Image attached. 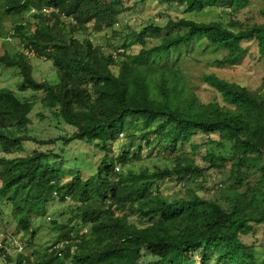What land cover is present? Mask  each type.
<instances>
[{
  "label": "trees",
  "instance_id": "1",
  "mask_svg": "<svg viewBox=\"0 0 264 264\" xmlns=\"http://www.w3.org/2000/svg\"><path fill=\"white\" fill-rule=\"evenodd\" d=\"M159 1L183 5L187 12L218 6L233 17L248 2ZM119 2L0 0L3 17L16 19L17 15H33L36 33L25 23H18L14 34L24 42V48L33 50L35 56L38 49L51 61L56 79L54 82L36 80L24 52L0 53V65L20 70L24 85L19 91L28 89L40 94L41 106L49 111L55 129L61 123L73 128L47 140L26 132L9 134L8 121L18 129L31 123L27 117L30 103L20 99L16 91L1 88L0 149L8 154L21 150L26 141L39 146L59 141L66 145L74 141H97L107 148L108 141L116 133L125 131L127 124L135 125L141 138L146 140L149 134L171 125L174 135L183 142L173 155V163L153 171L129 169L123 173L115 170V164L125 163L126 154L115 162L104 156L96 173L89 178L74 175L60 182L63 173L49 163L45 151L11 160L1 157L0 197L10 201L15 218L23 217L27 222L31 216L45 214L47 197L60 202L71 200L77 224L52 221L59 230L52 244L67 240L68 245L62 249L65 253L62 256L57 257L55 250H51L49 264H67V260L71 264H209L212 254L219 263L264 264V259L257 261L255 246L242 240L255 227L264 225V78L257 88L250 89L215 73H202L198 81L221 97L219 100L215 95L205 102L188 83L192 77L184 75L170 60L172 53L198 40L225 51L214 60L219 66L236 65L247 53L245 42L255 43L264 59V22L244 27L235 18L228 25L181 18L169 20L164 26L149 25L131 34L141 45L137 53L125 55L124 47L114 50L120 56L118 73H114L111 66L116 65V59L112 54L105 55L88 35L81 41L76 35H83L86 28L93 33L112 29L118 22ZM50 8L53 11L49 14L43 12ZM43 34L48 37L43 38ZM198 134L221 149L229 146L231 153L216 154L209 148L204 155L210 167L227 163L231 166L233 182L225 186V205L204 198L195 189H188L181 198L154 191L157 183L166 178L176 177L180 182L184 181V175L198 177L205 171L183 151V144ZM245 171L252 172L257 179L242 190ZM22 185L27 187L26 195H40L27 209L19 194ZM129 215L136 216L139 222H131ZM82 230L85 232L80 234ZM72 235L79 242L71 256ZM26 252L11 255L2 262L26 264L30 256L40 255L27 249Z\"/></svg>",
  "mask_w": 264,
  "mask_h": 264
},
{
  "label": "rangeland",
  "instance_id": "2",
  "mask_svg": "<svg viewBox=\"0 0 264 264\" xmlns=\"http://www.w3.org/2000/svg\"><path fill=\"white\" fill-rule=\"evenodd\" d=\"M116 9L119 10L120 14L118 15L117 24L112 29H104L101 33H93L86 28L83 35L77 34L76 38L81 41L85 35H88L92 44L101 47L105 55H111L116 48L124 47L126 55L128 52L137 53L141 48L138 39L133 37L132 33H138L149 25L164 26L169 20L187 18L199 22L219 21L224 25H228L235 18L244 27L264 22V1L261 0H248L236 17L231 16L227 10L218 6L206 7L200 12H187L183 5L162 3L159 0H120ZM0 12H3V10H0ZM0 19V53L23 52L24 42L16 37L14 29L18 23H25L26 27L32 28L35 32L33 15H17L16 19L0 15ZM41 36L46 38L48 34ZM123 36L126 37L124 40L122 39ZM243 45L247 47V53L236 65L219 66L216 64L214 60L225 54V51L199 40L187 48H181L180 51L172 53L170 60L182 70L184 75L192 77L188 80V83L196 88V92L205 102H208L217 94L211 87L198 81V76L200 77L202 73H215L220 78L237 82L250 89L257 88L261 84L264 78V59L260 57L255 43L245 42ZM38 51L36 49V56L28 58L33 67V76L38 81L54 82L56 74L51 61L45 59ZM114 61L116 65L111 66V70L118 73L117 66L120 61ZM23 83L22 74L17 67L7 68L0 65V89L10 88L16 91L20 99L30 103L27 117L31 123L22 129H18L10 125L11 122L8 121L7 130L9 134L26 132L38 139L47 140L73 130L65 123H61L59 129H55V122L49 111L41 106L40 94L28 89L25 92L19 91L24 85ZM220 98L218 97L219 100H221ZM39 114H42V116L39 117ZM132 136H134V139H131ZM215 139H218V137L215 136ZM182 143L174 135L171 125H165L158 132L149 134L146 140L141 138L135 125L130 127L127 124L125 131L116 133L115 138L108 141L107 148L97 141H74L68 145L59 141L47 146H39L34 142L26 141L23 142L21 150H13L5 154L0 149V158L6 157L11 160L25 157L36 151H45L49 163L63 173L60 182H65L74 175H79L82 179L94 175L104 156L115 162L118 157L126 154L127 160L125 163L115 164L123 173L129 169L153 171L156 168L170 166L173 163L175 151ZM192 144H195L196 148H193ZM183 145L184 155L195 159L199 165L205 168V171L198 177L184 175V181L180 182L176 177L166 178L157 183L154 191L163 193L170 198H181L186 195L188 189H195L204 198L218 200L225 205L223 196L225 186L233 182L231 166L227 163L218 168L210 167L204 160V155L209 148L216 154H227L230 152L229 146L221 149L215 143L209 144L206 136L201 134L195 135L190 142ZM245 173L243 175L244 187L242 190L249 184H254L257 179L252 172L245 171ZM221 184L223 185L221 186ZM2 185L3 181L0 178V188ZM26 188L22 185L19 189V194L24 198V209H27L34 200L40 197L38 194L35 196L26 195ZM71 203L70 199L60 202L53 197H47L45 214L43 216L36 215L37 217L35 215L31 216L29 222H27L23 217L15 218L11 212L13 206L10 201L7 198L0 197V229L2 232H10L19 236L27 244L28 248L26 249L28 252L35 255L40 252L37 257L40 259L41 264H49L51 252L49 248L46 249V246H52L59 233L52 221L59 224L71 221L70 224L73 226L77 224L75 223ZM120 212L119 210L118 213ZM129 219L131 222H139V219L134 215H129ZM242 240L248 245L255 246V255L258 262L264 259V225L255 227L253 232L242 237ZM45 255L47 256L45 257ZM37 257L35 258L37 259ZM194 257L197 258L198 256L194 255ZM147 259H150V257ZM0 264L4 263L0 260ZM185 264L189 263L186 262ZM209 264H231V262L219 263L216 261V256L212 254L210 255Z\"/></svg>",
  "mask_w": 264,
  "mask_h": 264
},
{
  "label": "clouds",
  "instance_id": "3",
  "mask_svg": "<svg viewBox=\"0 0 264 264\" xmlns=\"http://www.w3.org/2000/svg\"><path fill=\"white\" fill-rule=\"evenodd\" d=\"M34 9L35 8H33L32 10H31V13L32 12H34ZM53 11V9L52 8H50V9H43V12L44 13H46V14H49L50 12H52ZM30 14V13H29ZM121 51L122 50H119L118 52L119 53H121ZM26 55H27V57L28 58H30V57H34L35 56V53L33 52V50H31V49H29V48H24V51H23ZM27 52H29V53H27ZM112 57L114 58V59H119V57L120 56H117V53H115V52H113L112 53ZM118 168V169H117ZM115 170L116 171H119V167L118 166H116V168H115ZM85 232V230H82L81 232H80V234H83ZM0 234H1V236H0V238H2V239H4L6 236H8V235H10V236H14L15 238H17L19 241H21V243L23 244V247H24V252L25 253H27L26 252V249H25V245H24V241L22 240V239H20V237L19 236H17V235H15V234H12V233H10V232H2L1 231V229H0ZM72 237V239H71V244H70V255L72 256V255H74V253H75V251H76V249H77V244H78V242H79V240L78 239H76V237H75V235H72L71 236ZM62 242H64L65 243V245H64V247L62 248V249H64L67 245H68V241L67 240H62L61 242H58V243H62ZM58 243H55V244H53L52 246H51V248H50V252H51V249H52V247L54 246V245H57ZM62 251V250H61ZM63 252V251H62ZM14 254H18V253H15V252H11V253H9V254H7L5 257H3V255H2V251H0V260L1 261H3V260H5L6 258H8V257H10L11 255H14ZM28 254V253H27ZM54 254H55V252H54ZM63 254H65L64 252H63ZM56 255V254H55ZM57 256V255H56ZM12 257H14V256H12ZM31 257H34V256H31ZM58 257V256H57ZM35 258V257H34ZM36 259V258H35ZM36 260H38L39 261V264H41V261H40V259L37 257V259ZM12 262V261H11ZM10 264V263H9ZM26 264H31L30 263V260L26 263ZM67 264H71V262H70V260H67Z\"/></svg>",
  "mask_w": 264,
  "mask_h": 264
},
{
  "label": "built area",
  "instance_id": "4",
  "mask_svg": "<svg viewBox=\"0 0 264 264\" xmlns=\"http://www.w3.org/2000/svg\"><path fill=\"white\" fill-rule=\"evenodd\" d=\"M29 53V52H27ZM118 169V168H117ZM1 236V234H0ZM65 243H58L57 245H54L51 250H55V254L57 256H62L63 252L62 248L64 247ZM0 251H2L3 257H5L7 254L11 252L15 253H23L24 252V247L21 241H19L17 238L14 236H6L4 239L0 238ZM30 263L31 264H39V261L36 260L34 257L30 256ZM10 264H15V262H10Z\"/></svg>",
  "mask_w": 264,
  "mask_h": 264
}]
</instances>
